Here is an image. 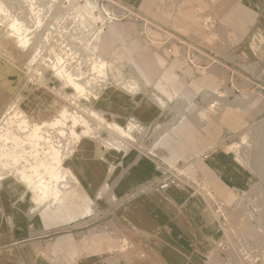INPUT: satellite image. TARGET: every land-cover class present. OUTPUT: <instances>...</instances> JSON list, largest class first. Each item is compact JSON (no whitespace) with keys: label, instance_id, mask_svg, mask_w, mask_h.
Instances as JSON below:
<instances>
[{"label":"rangeland","instance_id":"rangeland-1","mask_svg":"<svg viewBox=\"0 0 264 264\" xmlns=\"http://www.w3.org/2000/svg\"><path fill=\"white\" fill-rule=\"evenodd\" d=\"M4 1L10 3H7L8 14L23 19L26 10L25 7L22 9L21 4L24 0ZM62 1L69 5L67 0ZM97 1L106 18L102 25L106 28V36L100 41L99 51L108 60L109 84L96 103L80 97L82 104H92L94 108L102 109L103 118L93 117L87 112L83 115L96 121L97 124L92 126L97 132L103 130L102 134L99 133L103 137L108 136L104 129L110 124L117 123L122 130L131 126L128 137L132 142L129 144L130 150L143 153L156 164V175L147 183L150 187L166 186L182 180L187 183L194 179L197 171L190 168L189 161L216 146L243 155L249 161L248 165L259 174V181L245 194H231L227 201L233 210L236 208V214L224 212L220 207L217 216L223 215L225 225L231 219L248 225L257 224L261 227L262 241L259 242V238L253 245L238 243L227 245L228 248L222 245L223 256L216 254L212 264H264V128L261 126L264 123V41H255L250 37L252 50L246 51L239 49L242 39L234 37V33L239 32H243L245 37L249 32L245 24L254 23V20L241 9L240 1L230 4L234 0L226 3L225 0ZM37 2H44V9H48V0ZM16 11L23 13L19 15ZM56 36L51 38L47 50ZM30 51L24 52L26 56L21 57L22 52H18V55L16 51L0 49V83L6 80L9 89H12L9 90L11 98L6 109L1 110L0 124L19 106L30 118H35L30 121L33 124L39 121V115L47 114V119L40 125L44 129L63 127L68 133L69 128L82 132L85 128L80 120L62 109L64 106H68L70 111L79 108L73 104L72 98L62 96L61 82L49 68H45L44 62L50 63L49 53L44 51L42 55H37ZM61 54L67 56L63 52ZM68 59L73 62L71 57ZM77 59L83 62L84 71L93 73L91 62L85 64L84 55L77 56ZM210 78L219 84L217 91L210 88ZM131 82L138 86L135 94L127 89ZM174 90L187 97L173 99ZM66 92L70 95L74 93L69 88ZM187 98L191 99V103ZM146 103L157 104L163 113L161 119L150 128L135 117H130L134 112L144 116ZM114 128L119 133L118 127ZM134 134L136 142L130 137ZM74 137L70 141L73 149L81 140L79 136ZM175 146L187 150L180 151L182 157L172 160ZM109 153L114 155L111 151ZM199 183L198 180L194 182L196 188L208 194L205 189H199ZM111 217L105 211L94 216L96 223H90V220L86 228L72 230H88V235L94 231H100L104 236L114 233L127 248L125 240L116 233Z\"/></svg>","mask_w":264,"mask_h":264},{"label":"crops","instance_id":"crops-1","mask_svg":"<svg viewBox=\"0 0 264 264\" xmlns=\"http://www.w3.org/2000/svg\"><path fill=\"white\" fill-rule=\"evenodd\" d=\"M238 2L254 20L245 24L249 29L245 37L243 32L234 33L242 39L239 49L248 51L252 50L250 37L264 41V0H234L230 4ZM209 86L217 91L219 84L210 78ZM179 96L187 97L174 90L173 99ZM143 110L144 116L134 112L130 117L149 128L163 114L150 103ZM98 146L95 140L83 138L65 160L73 182L61 203L50 200L39 204L34 191L14 177L1 181L0 264H212L216 254L223 256L222 245L228 248L238 243L253 245L259 238L262 241L257 224L231 219L225 225L223 215L217 216L220 207L236 214L227 201L231 194H245L259 181V174L243 155L216 146L189 161L190 168L197 171L190 179L193 182L150 187L147 183L156 175L154 160L134 150L101 155ZM182 146H175L172 160L182 157L180 151L187 150ZM111 164L115 165L112 173ZM197 180L199 189L208 194L196 188ZM105 185L111 189L109 193L104 191ZM105 211L112 215L111 222L127 248L114 233L104 236L94 231L88 235V230H72L86 228L90 220L96 223L94 216Z\"/></svg>","mask_w":264,"mask_h":264},{"label":"bare ground","instance_id":"bare-ground-1","mask_svg":"<svg viewBox=\"0 0 264 264\" xmlns=\"http://www.w3.org/2000/svg\"><path fill=\"white\" fill-rule=\"evenodd\" d=\"M3 1L0 0V49L5 52H22V54H20L21 57L29 50H31L30 52L32 54L37 55H42L44 51H47L49 53L48 57L50 63L43 61L45 63V68H49L52 74L61 82L62 88L60 90L62 96L70 97V99L72 98L73 104L79 108H77L78 110L73 109V111H70L67 108L68 106H64L62 109H66L76 119L78 118L81 122L79 123L82 124L85 129H83L82 132L79 131V133L77 131L74 132V130L70 128L68 129L70 130L68 133L63 127L44 129L40 125H42L43 120L47 119V114H44V116L39 115V121L33 124L30 121H33L35 118H30L28 114L19 109L18 106L17 111L12 112L13 114L11 115H7L4 122L0 124V183L7 177H14L18 182L34 191L38 196L39 204L47 203L50 200L58 204L64 201V195L68 194L73 182V176L71 175L72 179L68 176L70 170L65 166L64 162L70 157V154L74 150L72 146H70V141L75 138L74 136H79L81 139H95L99 145L98 151L101 155L110 151L119 154H125L130 151L129 144L132 142L128 137L131 126L128 125V127H126L127 130H122L117 123H113L110 124L107 129H104L107 130L108 136H100V131L97 132L96 128L92 126L93 124H97L95 123L96 121L91 120L88 116L86 117L83 114L87 112L93 117L103 118L102 115L104 111L94 108L92 104L84 105L81 102L82 98L80 99V97H83L84 100L88 102L91 101L90 103H96L106 89L105 87L109 84L107 78L108 60L106 56L99 51L100 41L106 36V28L102 27L106 18H104L105 16L101 10V5H99L97 0H82V2L79 0H67L69 5H66L62 0H48V9H44L46 7L43 4L44 2L38 3L37 0H24L23 3L25 5H23V3L21 5L23 6L22 9L25 7L26 10L24 11V15L25 12L27 15H23V19L19 16L21 17L20 21L18 18H15V16L8 14L9 5L7 3L9 2L7 1L5 3V1ZM109 8L110 7H108V9ZM99 24L101 25L99 26ZM70 26L74 28H70ZM53 36H56V39L54 42L51 41V47L47 50L46 47L49 45ZM57 49L59 51H57ZM61 52L67 54V56L64 57ZM79 55H84L85 64L91 62V70L93 73H88L83 70V62L77 59ZM68 57H71L73 62H70ZM4 71L2 70V72ZM95 73H97V76H95ZM0 74L2 75V73ZM4 82L5 83H0L1 114H3L1 110L6 109L8 100L11 98V91L9 92L11 88L9 89V84H7L6 80ZM137 87L136 83L131 82L128 84L127 89L130 93L135 94ZM67 88L73 90L74 93L71 95L68 94L66 92ZM159 106L162 108L160 104ZM114 126L118 127L117 131H119V133L115 131ZM261 126L264 128V123L263 125L261 124ZM261 130L263 131V129ZM16 131L18 132L15 133ZM102 131L100 134H102ZM104 133L106 132L104 131ZM135 133L140 134L138 132ZM130 137L134 138V142L137 141L135 134L134 136L130 135ZM101 147H104V149H101ZM114 170L115 165L111 164V173ZM104 188L106 192L110 189L108 185H105ZM99 196L102 195L99 194ZM114 203H116V201Z\"/></svg>","mask_w":264,"mask_h":264},{"label":"built area","instance_id":"built-area-1","mask_svg":"<svg viewBox=\"0 0 264 264\" xmlns=\"http://www.w3.org/2000/svg\"><path fill=\"white\" fill-rule=\"evenodd\" d=\"M162 187H163V186H162ZM162 187H161V188H162Z\"/></svg>","mask_w":264,"mask_h":264}]
</instances>
